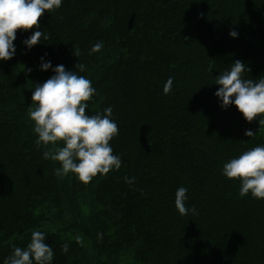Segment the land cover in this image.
Returning <instances> with one entry per match:
<instances>
[{
  "label": "trees",
  "instance_id": "16d2710c",
  "mask_svg": "<svg viewBox=\"0 0 264 264\" xmlns=\"http://www.w3.org/2000/svg\"><path fill=\"white\" fill-rule=\"evenodd\" d=\"M39 20L48 39L28 49L36 27L17 29L15 56L0 60V264L37 229L49 233L53 264H84L77 234L88 264H264V200L240 197V181L222 174L229 158L264 143V125L214 94L235 60L250 69L244 78H264V0H63ZM42 56L66 70L87 65L80 74L97 92L86 112L112 106L119 170L87 184L54 174L59 162L43 157L27 111L35 85L54 74L39 69ZM181 185L197 215L176 209Z\"/></svg>",
  "mask_w": 264,
  "mask_h": 264
},
{
  "label": "clouds",
  "instance_id": "9594fccd",
  "mask_svg": "<svg viewBox=\"0 0 264 264\" xmlns=\"http://www.w3.org/2000/svg\"><path fill=\"white\" fill-rule=\"evenodd\" d=\"M63 0H0V60H8L15 56L17 29L29 30L33 26L37 30L22 42L28 49L48 39L47 33L40 31V20L45 10L52 12L62 6ZM229 35L238 37V32L231 30ZM103 42L95 43L89 54L99 52ZM77 57L80 50L75 48ZM40 70L51 69L54 73L43 83H37L32 92V104L29 106L28 117L34 122L33 131L37 135V146H45V159L58 161L54 174L63 178L70 173L87 184L97 174L107 175L110 171L119 170L122 158L114 153L110 143L119 136L117 121L113 118V108L108 106L103 112L89 114L90 101L97 89L85 75L87 65L79 60L75 70H66L63 64L53 67L51 61L41 58ZM209 66V71H212ZM30 71V70H29ZM250 69L241 61L235 60L230 69L216 76L215 84L220 85L214 93L221 102L222 108L234 104L248 122L259 115V124L264 125V78L254 82L244 78L243 74ZM174 78L169 77L163 85L165 95L173 91ZM245 135L253 137L256 132L245 130ZM58 141H63L58 145ZM51 145V148L48 146ZM222 174L228 179L240 181L239 196L249 194L257 200H264V143H258L238 155L229 158L222 167ZM125 183L132 185L136 177H123ZM188 188L181 185L175 191V207L181 216L197 215L198 210L187 206ZM46 230H33L30 241L25 247L13 245L12 253L5 257L2 264H53L54 250L46 244ZM102 238V233H98ZM75 242L84 247L85 241L81 234L75 236ZM70 242L61 245V251L68 253Z\"/></svg>",
  "mask_w": 264,
  "mask_h": 264
},
{
  "label": "rangeland",
  "instance_id": "374dc122",
  "mask_svg": "<svg viewBox=\"0 0 264 264\" xmlns=\"http://www.w3.org/2000/svg\"><path fill=\"white\" fill-rule=\"evenodd\" d=\"M83 257L85 260H83ZM82 260L84 264H88L87 261L90 260V247L87 244L83 247Z\"/></svg>",
  "mask_w": 264,
  "mask_h": 264
}]
</instances>
